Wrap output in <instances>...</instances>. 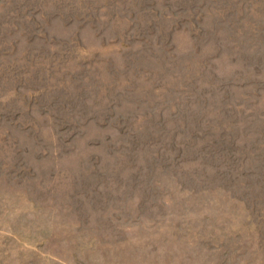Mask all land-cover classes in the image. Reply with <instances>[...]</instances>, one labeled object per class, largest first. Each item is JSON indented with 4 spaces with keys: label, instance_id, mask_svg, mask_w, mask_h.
Instances as JSON below:
<instances>
[{
    "label": "rangeland",
    "instance_id": "374dc122",
    "mask_svg": "<svg viewBox=\"0 0 264 264\" xmlns=\"http://www.w3.org/2000/svg\"><path fill=\"white\" fill-rule=\"evenodd\" d=\"M0 264H264V0H0Z\"/></svg>",
    "mask_w": 264,
    "mask_h": 264
}]
</instances>
